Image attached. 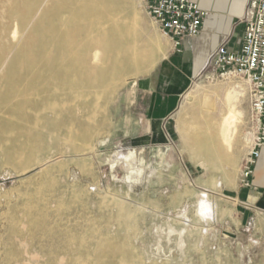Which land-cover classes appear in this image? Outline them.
I'll use <instances>...</instances> for the list:
<instances>
[{
  "label": "bare ground",
  "instance_id": "6f19581e",
  "mask_svg": "<svg viewBox=\"0 0 264 264\" xmlns=\"http://www.w3.org/2000/svg\"><path fill=\"white\" fill-rule=\"evenodd\" d=\"M137 7L135 0H0V170L20 177L41 166L49 177L55 168L47 167L55 159L93 149L117 90L150 74L167 55L142 31ZM228 85L197 86L192 95L202 102L183 129L189 158L227 176L237 167L239 148L250 147L253 135L243 142L245 89ZM50 152L54 156H47ZM135 159L131 154L125 160ZM77 166L87 172L84 163ZM128 201L106 198L100 206L116 210L123 239H110L91 226L89 243L70 226L51 264L62 258L64 264H148L133 242L136 234L129 233L135 210ZM26 210L31 213V206ZM30 222L34 230L40 225L37 218ZM10 224L19 233L15 218ZM194 233L185 227L188 237ZM3 261L17 263L22 257L9 249Z\"/></svg>",
  "mask_w": 264,
  "mask_h": 264
},
{
  "label": "rangeland",
  "instance_id": "374dc122",
  "mask_svg": "<svg viewBox=\"0 0 264 264\" xmlns=\"http://www.w3.org/2000/svg\"><path fill=\"white\" fill-rule=\"evenodd\" d=\"M135 4L142 31L156 38L161 53L168 55L172 42L147 13L142 0H135ZM148 75L135 77V82ZM229 78L232 80L194 81L167 130L155 126V138L148 141L136 140L142 128L124 119L129 110L121 106L130 96L133 83L129 82L112 98L103 131L88 153L55 159L47 167L55 168L49 177H45L46 169L41 166L20 177L11 175L8 168L0 170V264H51L70 226L89 243L91 226L110 239H123L124 233L115 220L116 210L100 208L106 198L112 197L127 198L134 207L129 233L136 234L133 242L148 264L152 260L156 264H264V211H244L233 201L249 147L239 148L237 167L228 169V176L224 170L213 173L196 165L185 147L184 126L192 121L193 107L202 102L192 95L197 86L212 90L224 89L229 82L232 87L243 86V142L247 134L253 133L249 88L241 79ZM222 102L220 99L219 104ZM131 154L136 161L130 164L125 159ZM47 156H54V152ZM79 162L86 166L85 174L78 168ZM26 205L31 206V213ZM12 218L19 224L17 234L11 230ZM34 218L40 222L35 230L30 222ZM86 218L93 223L87 224ZM185 227L195 233L188 237ZM9 249H18L22 261H3ZM64 262L62 258L59 264Z\"/></svg>",
  "mask_w": 264,
  "mask_h": 264
},
{
  "label": "crops",
  "instance_id": "0c3cea01",
  "mask_svg": "<svg viewBox=\"0 0 264 264\" xmlns=\"http://www.w3.org/2000/svg\"><path fill=\"white\" fill-rule=\"evenodd\" d=\"M209 13L198 37H184L179 49L173 46L156 68L132 86L130 96L121 106L124 119L139 126L142 133L135 139L155 138V126L167 130L182 97L194 84L208 57L225 41L229 50L239 47L244 25L242 19L249 0H194ZM173 45V44H172ZM253 187L241 185L233 201L245 211H264V149L253 176Z\"/></svg>",
  "mask_w": 264,
  "mask_h": 264
},
{
  "label": "built area",
  "instance_id": "2783aa9c",
  "mask_svg": "<svg viewBox=\"0 0 264 264\" xmlns=\"http://www.w3.org/2000/svg\"><path fill=\"white\" fill-rule=\"evenodd\" d=\"M150 17L179 49L184 37H198L209 13L194 0H142ZM243 36L238 48L225 41L208 57L195 81L235 77L249 88L253 135L241 167V186L253 187L255 169L264 149V0H249L242 19Z\"/></svg>",
  "mask_w": 264,
  "mask_h": 264
},
{
  "label": "water",
  "instance_id": "95a60500",
  "mask_svg": "<svg viewBox=\"0 0 264 264\" xmlns=\"http://www.w3.org/2000/svg\"><path fill=\"white\" fill-rule=\"evenodd\" d=\"M225 235H227L228 237L232 238V239H236L237 236L235 234L229 233V232H225Z\"/></svg>",
  "mask_w": 264,
  "mask_h": 264
}]
</instances>
